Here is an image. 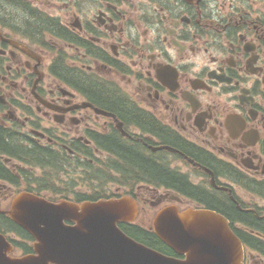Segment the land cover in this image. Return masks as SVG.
<instances>
[{
  "label": "flooded vegetation",
  "instance_id": "flooded-vegetation-1",
  "mask_svg": "<svg viewBox=\"0 0 264 264\" xmlns=\"http://www.w3.org/2000/svg\"><path fill=\"white\" fill-rule=\"evenodd\" d=\"M23 192L213 211L264 264V0H0V218Z\"/></svg>",
  "mask_w": 264,
  "mask_h": 264
},
{
  "label": "water",
  "instance_id": "water-1",
  "mask_svg": "<svg viewBox=\"0 0 264 264\" xmlns=\"http://www.w3.org/2000/svg\"><path fill=\"white\" fill-rule=\"evenodd\" d=\"M8 214L34 237L36 254L10 256L14 247L0 233V264H243L241 241L228 220L207 210L180 212L170 207L155 217L156 235L182 258L138 243L119 228L138 214L130 197L56 205L24 193Z\"/></svg>",
  "mask_w": 264,
  "mask_h": 264
},
{
  "label": "trees",
  "instance_id": "trees-1",
  "mask_svg": "<svg viewBox=\"0 0 264 264\" xmlns=\"http://www.w3.org/2000/svg\"><path fill=\"white\" fill-rule=\"evenodd\" d=\"M99 95V94H98ZM107 96V93H102L101 97ZM106 102L110 106H115V102L107 101ZM2 147L6 146L5 143L1 141ZM122 154H119L122 159H126L128 164L133 167V171H142L148 175H151L152 177H156L161 181H165L164 183L167 184H177L182 183L189 187L188 183H185L182 181V178H178L176 175L172 174L169 170L159 167L153 163L152 160L149 158H146L144 156H141L139 153L132 151L129 149L127 152V149L125 151H122ZM121 153V152H120ZM0 231H5L6 234L8 233H17L21 235L24 239H27L29 241H32V237L25 233L22 229H20L18 226L13 224L8 218H0ZM128 235L133 237L134 239L138 240L139 242L157 250L162 253H165L167 255H174V253L166 246L164 245L156 236L155 234L150 235L149 233L145 231H139V230H130V229H124ZM16 244H19L16 242ZM26 253L33 252L32 248L25 247Z\"/></svg>",
  "mask_w": 264,
  "mask_h": 264
},
{
  "label": "rangeland",
  "instance_id": "rangeland-1",
  "mask_svg": "<svg viewBox=\"0 0 264 264\" xmlns=\"http://www.w3.org/2000/svg\"><path fill=\"white\" fill-rule=\"evenodd\" d=\"M12 237L15 238L13 235H12ZM20 239L23 240L22 238H20ZM22 245H24V246H26V245L31 246V243L28 240H25L24 239V241L22 242ZM21 253H22V251L20 249V250L17 251L16 255H21Z\"/></svg>",
  "mask_w": 264,
  "mask_h": 264
}]
</instances>
